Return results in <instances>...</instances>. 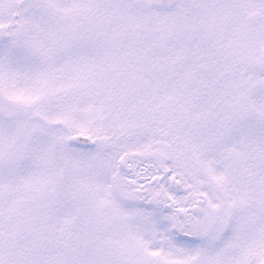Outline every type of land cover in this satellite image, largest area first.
Wrapping results in <instances>:
<instances>
[{"label": "snow or ice", "instance_id": "1", "mask_svg": "<svg viewBox=\"0 0 264 264\" xmlns=\"http://www.w3.org/2000/svg\"><path fill=\"white\" fill-rule=\"evenodd\" d=\"M0 264H264V0H0Z\"/></svg>", "mask_w": 264, "mask_h": 264}]
</instances>
